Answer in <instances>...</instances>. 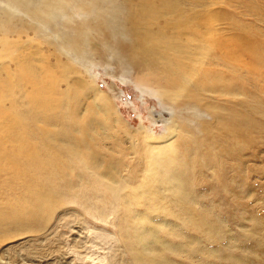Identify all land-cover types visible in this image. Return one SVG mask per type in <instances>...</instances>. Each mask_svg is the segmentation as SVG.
I'll return each instance as SVG.
<instances>
[{"label": "rangeland", "instance_id": "obj_1", "mask_svg": "<svg viewBox=\"0 0 264 264\" xmlns=\"http://www.w3.org/2000/svg\"><path fill=\"white\" fill-rule=\"evenodd\" d=\"M63 1L41 19L43 0H0V31L19 39L40 75L57 76L60 90L87 84L76 93L75 116L86 119L91 107L99 115L85 120L93 130L82 153L59 128L50 153L60 157L55 170L39 167V187L13 166L0 169V264H134V255L165 264H264V0H170L189 23L180 42L195 34L194 46L205 36L214 44L188 83L203 82L195 101L168 95L164 73L146 58L151 47L139 43L135 12L162 0ZM164 25L159 18L148 30L169 38ZM229 40L243 48L234 60L220 50ZM61 65L70 68L62 74ZM236 115L249 122L240 135L224 126ZM53 127L41 125V133ZM11 148L0 146V166L13 162ZM46 183L49 210L20 221Z\"/></svg>", "mask_w": 264, "mask_h": 264}, {"label": "bare ground", "instance_id": "obj_2", "mask_svg": "<svg viewBox=\"0 0 264 264\" xmlns=\"http://www.w3.org/2000/svg\"><path fill=\"white\" fill-rule=\"evenodd\" d=\"M144 1L145 0H139V3H144ZM64 2L63 0H43L42 5L44 9L40 11L39 15L35 13L36 17L42 19V14L49 13L51 8L59 6ZM178 6L176 1L173 3V1L171 2L170 0H162L159 7L147 5L144 12L136 11V17L139 18L136 26L140 27L138 28L139 30H144L142 32L143 41H139V43H142L143 48L147 46L145 49L151 47L146 54V58L151 62L154 61V63H156L155 67L160 68L164 73V77L171 88L170 91L167 92L168 95H170L171 98H178L182 94H186L195 101L194 96L197 94L196 89L202 86L203 82H200L191 89L188 88V83L202 74L203 69L199 68V64L202 63L200 60L207 55L208 50H210L209 48H213L214 44H212L211 40H207L210 38L205 36L206 38L204 37L203 39L206 43L202 45L196 44L194 46L193 43H198L200 40V38L195 37V34L191 37L188 35L189 38H185L186 45L180 42V33L187 29L186 27H189V23L184 20L180 10H177ZM177 12L180 14L179 16L183 21L174 19L175 13ZM159 18L164 20L166 24L164 27H170L173 30L171 37L167 38L159 34V38H156L153 34H150L148 27H151ZM0 25L2 26V24ZM5 26L8 27V25ZM18 41V38H10L6 32L0 31V146L5 143L10 144L14 153L11 158L13 162L11 163V161H9L8 165H2L0 169L5 168L12 171L13 166L15 175L28 179L33 178L30 182L39 187L38 178L41 177L39 167L41 166V168L43 167L44 169L45 165H47L55 170V159L60 157L59 155L50 153L54 139L60 134L59 128H63V135L68 138L69 143H75L77 146V148L74 149L75 151L79 150V153L85 152L88 146H90L88 142L90 137L89 132L93 130V127L91 128L90 125L85 123V120L90 116L95 117L99 115V112L91 107L88 110L89 117L86 119L81 120L79 116H75L72 113V109H75L72 107V104L78 99L76 93L80 91V89L87 88V84L80 79L73 81L75 88L71 92L67 91V89L60 90L57 87V83L60 80L57 76L53 75L51 71H44L43 74L40 75L37 64L23 59L20 53L21 51L19 52L21 47L19 48ZM187 45H193V49H190V51L186 48L189 47ZM70 48L71 50L76 49L74 44H72ZM235 49L243 51L242 46H238L235 41H223L220 46V50L223 51L226 59H235ZM250 49L252 53L258 57V52L253 49V45ZM157 61L160 62V67L157 66ZM9 63H12V68ZM251 67L254 68L256 66L252 65ZM69 68L70 66L68 65H61L59 70L64 74ZM66 86H68V84H66ZM99 101L102 104L108 102L107 98L103 96H99ZM237 117L238 120L236 119ZM237 117L224 126H226L225 128L228 132L245 133L244 130L241 131L239 128L245 129L247 124V126H249V122L245 125L241 123V121L239 122V119L242 117ZM52 120L55 122H52ZM236 122H238L236 125L237 128L234 126ZM47 123L54 126L53 129L49 132L41 133V125L43 126ZM247 126L246 128H248ZM238 135L240 134L238 133ZM9 151L10 150H5L3 153L7 154ZM73 152L69 153L74 154ZM67 155L68 152L63 156L68 158ZM81 155L79 156L81 157ZM71 156L70 159L68 158L69 160L72 159ZM79 156L77 155V157ZM73 158H75V156ZM80 161L83 160L81 159ZM32 172L33 174L30 175ZM175 178V174L171 172L166 173L167 180ZM45 185H47V183L36 189L37 191L35 192L32 202L28 203L19 213V215H21L18 216L20 221H25L27 217L31 220H35L43 212L49 210V200L53 191H47L46 187H43ZM108 191L109 189H107V192ZM113 191L114 190L110 188L109 192ZM20 202L21 200L17 198L12 208H17ZM134 256L132 257L134 259V261L132 260L134 264H165L161 260L160 262L152 261L151 258L150 260H144V258H142L143 256L141 258L136 255Z\"/></svg>", "mask_w": 264, "mask_h": 264}]
</instances>
